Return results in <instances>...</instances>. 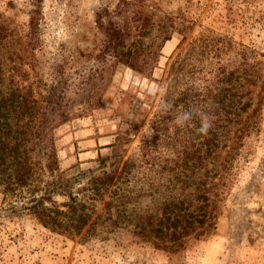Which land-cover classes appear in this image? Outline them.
I'll use <instances>...</instances> for the list:
<instances>
[{
    "label": "rangeland",
    "instance_id": "1",
    "mask_svg": "<svg viewBox=\"0 0 264 264\" xmlns=\"http://www.w3.org/2000/svg\"><path fill=\"white\" fill-rule=\"evenodd\" d=\"M29 1L0 0L1 65L7 77L22 65L43 93L53 88L60 100L54 107L69 114L55 129L60 169L71 174L96 169L100 156L112 154L110 144L121 130L125 138L117 153L135 164L130 183L146 192L127 203L129 220L81 240L52 232L28 214H13L0 191V264H264V0H145L153 20L168 18L174 27L163 42L158 31L147 35L150 54L142 71L104 66L94 58L100 38L94 11L112 9L118 0H42L34 45L27 35ZM185 27L187 37L180 43ZM200 38L208 51L195 62L198 68L221 61L252 80L241 90H248L243 99L251 102L242 120L254 114L255 125L244 132L232 157L226 159L228 148L219 149L216 163L226 167L210 192L214 226L169 250L155 247L154 236L136 232L135 224L146 210L154 213V154L175 159L183 145L190 148L177 126L169 125L166 135L154 133V113L171 81L166 72L178 56L187 68L171 95L187 85L192 61L186 52Z\"/></svg>",
    "mask_w": 264,
    "mask_h": 264
},
{
    "label": "trees",
    "instance_id": "2",
    "mask_svg": "<svg viewBox=\"0 0 264 264\" xmlns=\"http://www.w3.org/2000/svg\"><path fill=\"white\" fill-rule=\"evenodd\" d=\"M144 2L118 0L112 9L105 6L94 11L100 34L94 58L100 64L110 67L121 64L142 71L150 54L147 35L154 30L162 42L170 38L172 21L153 20L151 13L145 11ZM41 3L42 0L29 1L27 35L32 45L38 42ZM186 29H180L183 32L180 43L186 40ZM1 38L0 32V45ZM189 45L186 59L192 61L188 67L191 78L176 95H171L179 88L181 73H186L187 68L178 56L166 72L171 81L167 83L160 109L154 113V133L161 131L166 135L169 125L177 126L175 129L186 136L190 148L183 145L178 153L181 155L175 159H161L154 154V213L146 210L135 224L136 232L154 236L155 247L169 250L181 247L190 235L199 238L207 234L214 226L210 192L218 185L216 175L221 177L219 171L226 167L225 163H216L219 149L228 148L225 155L229 159L244 132L255 125L254 114L242 120L251 102L243 99L248 90H241L245 80H252L242 77L239 70H228L221 61L210 64L209 69L198 68L195 62L208 51L207 45L203 38ZM202 71L203 76L197 77ZM38 82L30 80L22 65L16 66L7 77L0 58V191L6 208L16 215L32 216L52 232L79 236L81 240L91 233L118 227L125 219L129 220L125 212L127 203L146 192L130 183L129 175L135 164L117 153L124 135L118 131V138L110 144L112 154L100 156L96 169L72 174L61 170L55 129L68 120L69 114L54 107L60 100L55 99L53 88L43 93ZM189 110H194L193 119L183 127L176 125V116ZM202 115L210 118L207 134L197 131ZM201 170L203 174L199 177ZM151 187L150 183L148 188ZM176 189L184 192L176 195Z\"/></svg>",
    "mask_w": 264,
    "mask_h": 264
},
{
    "label": "clouds",
    "instance_id": "3",
    "mask_svg": "<svg viewBox=\"0 0 264 264\" xmlns=\"http://www.w3.org/2000/svg\"><path fill=\"white\" fill-rule=\"evenodd\" d=\"M194 116V110H189L182 112L181 114L177 115L175 118V124L183 127L186 123L191 121ZM211 127L210 118L207 115L201 116V126L197 129L198 133L200 134H207L208 130Z\"/></svg>",
    "mask_w": 264,
    "mask_h": 264
}]
</instances>
